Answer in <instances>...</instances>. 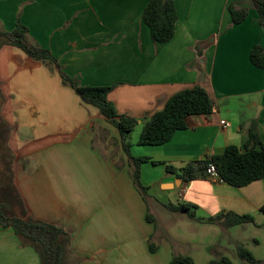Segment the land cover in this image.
I'll return each mask as SVG.
<instances>
[{"label":"crops","instance_id":"obj_1","mask_svg":"<svg viewBox=\"0 0 264 264\" xmlns=\"http://www.w3.org/2000/svg\"><path fill=\"white\" fill-rule=\"evenodd\" d=\"M150 1L0 0V33L13 32L19 20L80 86H117L108 99L120 115L139 121L131 154L150 159L141 165V182L149 192L160 190L150 198L169 214L162 231L148 195L135 187L118 129L64 86L57 67L1 38L0 200L9 216H22L25 207L68 233L78 264H170L174 256L236 264L237 245L254 253L250 245L264 243V179L242 188L183 182L166 167L180 170L229 146L243 149L254 122L264 145V70L250 62L256 46L264 49V27L253 0H173L176 35L156 44L143 21ZM230 5L248 10L247 20L234 25ZM195 86L207 91L215 113L189 117L187 130L163 146H140L145 121ZM168 205L196 207L195 219ZM148 211L156 224L147 221ZM221 213L253 216L255 223L226 229L205 222ZM179 217L191 237L170 230ZM0 264L41 259L13 229H0Z\"/></svg>","mask_w":264,"mask_h":264},{"label":"trees","instance_id":"obj_2","mask_svg":"<svg viewBox=\"0 0 264 264\" xmlns=\"http://www.w3.org/2000/svg\"><path fill=\"white\" fill-rule=\"evenodd\" d=\"M260 17V25L264 27V0H253ZM234 25H240L248 18L249 12L234 5L228 8ZM143 21L150 29L154 43L166 44L174 39L178 22V11L173 0H151L143 13ZM0 38L11 46L24 51L32 59L43 61L58 68L64 86L70 87L86 105L98 109L101 115L114 126L121 135L122 148L130 161L132 179L136 189L146 197L149 188L141 182V165L149 162L148 158H136L131 154L130 137L139 121L120 115L108 96L116 89L109 87H83L77 79L68 76L52 54L43 49L30 35L28 27L19 20L13 32H1ZM250 62L258 69L264 70V49L256 46L250 52ZM216 111V104L207 91L201 86L186 89L174 95L165 108L149 117L140 134V146H163L174 138L177 132L187 130V121L191 116L210 117ZM1 162V158H0ZM214 166L223 183L242 188L264 179V145L261 141L258 125L254 122L249 131L245 147L229 146L222 155L208 156L201 161L188 163L183 169L166 167V173L176 176L183 182L207 180L210 166ZM0 173V192L2 190ZM22 206L24 205L23 202ZM172 212L188 214L195 219L197 208L189 205H168ZM264 213V207L261 209ZM147 221L156 224L155 217L148 211ZM199 220V219H197ZM201 221V220H199ZM205 222L222 228H232L243 224H254L253 216H239L234 213H221ZM13 229L24 247L33 248L41 259V264H78L80 259L74 256L71 237L59 227L35 220L23 207L20 217L9 216L5 205L0 200V229ZM154 253L156 247L151 246ZM239 257L250 264L260 263L245 245H237ZM170 264H195L191 257L174 256ZM208 264H234L228 257L212 260Z\"/></svg>","mask_w":264,"mask_h":264},{"label":"rangeland","instance_id":"obj_3","mask_svg":"<svg viewBox=\"0 0 264 264\" xmlns=\"http://www.w3.org/2000/svg\"><path fill=\"white\" fill-rule=\"evenodd\" d=\"M139 130H135V132L132 135V139L137 138V134H138ZM158 196L160 195V190L158 187H155L152 191L148 192V201L150 202V204H152L153 207V212L157 215L160 224H159V228L158 231L161 232L162 231V227H161V219H163V217H166L167 214L166 210H164L161 206H158L155 204V201L152 200V198H150L151 196ZM0 199H2L1 194H0ZM3 200V199H2ZM173 201V200H172ZM175 202V201H173ZM15 210V209H14ZM15 214H18V211L15 210L14 211ZM183 215H188L185 213H181ZM186 221V218H184ZM183 217H179L177 218V222L174 223V225L170 226V230L173 232V234H177L178 230H182V233L184 232V234L188 237H191L194 233L189 231L190 225L188 224H183ZM181 228V229H180ZM264 235V234H263ZM218 243V242H217ZM251 248L254 250L253 255L255 256V258H261L263 261L262 263H258V264H264V243H260L259 247L254 246L253 244L250 245ZM236 253V256L234 257V260L236 262V264H250L246 261H243L239 255L237 250L233 252V254ZM234 256V255H233ZM234 263V262H233Z\"/></svg>","mask_w":264,"mask_h":264},{"label":"built area","instance_id":"obj_4","mask_svg":"<svg viewBox=\"0 0 264 264\" xmlns=\"http://www.w3.org/2000/svg\"><path fill=\"white\" fill-rule=\"evenodd\" d=\"M221 126L224 129H229L231 124L228 121H221ZM207 180L212 183H223L216 171V168L212 165L210 166V169L207 173Z\"/></svg>","mask_w":264,"mask_h":264}]
</instances>
